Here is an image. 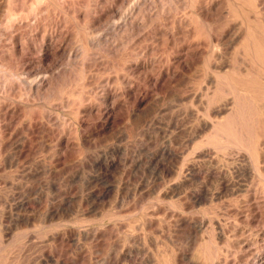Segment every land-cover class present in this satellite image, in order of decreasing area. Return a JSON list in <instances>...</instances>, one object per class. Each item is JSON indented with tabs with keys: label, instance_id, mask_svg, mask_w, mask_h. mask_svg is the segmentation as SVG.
Instances as JSON below:
<instances>
[{
	"label": "rangeland",
	"instance_id": "obj_1",
	"mask_svg": "<svg viewBox=\"0 0 264 264\" xmlns=\"http://www.w3.org/2000/svg\"><path fill=\"white\" fill-rule=\"evenodd\" d=\"M2 101L0 264H264L261 0H0Z\"/></svg>",
	"mask_w": 264,
	"mask_h": 264
},
{
	"label": "bare ground",
	"instance_id": "obj_2",
	"mask_svg": "<svg viewBox=\"0 0 264 264\" xmlns=\"http://www.w3.org/2000/svg\"><path fill=\"white\" fill-rule=\"evenodd\" d=\"M18 1V0H17ZM16 2V1H15ZM22 2H23V0H22ZM261 2L264 4V0H261ZM21 3V2H20ZM17 4V3H16ZM23 4V3H22ZM18 6V5H17ZM206 6H209V5H206ZM199 8H201V7H199ZM204 8H206V7H204ZM208 8H210V7H208ZM101 9V8H100ZM98 10V9H96V10H98V11H96V10H94L95 12H100V14L103 16V14H105L104 12H105V9L104 10ZM103 9V8H102ZM18 10V9H17ZM109 10V9H108ZM206 10V9H205ZM21 11H22V9H21ZM26 11H27V9H26ZM208 11L209 10H207V15H209L208 14ZM19 12V11H18ZM35 13H36V11H35ZM77 13H79V14H83V13H87V10H83L81 7L80 8H78L77 9ZM110 13V12H109ZM201 13V12H200ZM205 14H206V11L204 12ZM24 14V13H23ZM96 14V13H95ZM108 14V13H107ZM106 14V15H107ZM202 14H203V12H202ZM205 14H203L202 15V17L203 16H205ZM13 15L16 17H18V14H14L13 13ZM99 15V14H98ZM206 15V16H207ZM204 17V20H205V18H208L209 16H207V17ZM17 17H16V19H17ZM98 17H100V16H98ZM23 19V18H22ZM97 19V18H96ZM6 20V19H5ZM207 20V19H206ZM17 21V20H16ZM22 23V22H21ZM2 27V26H1ZM2 29V28H1ZM227 34V33H226ZM17 35H19V34H17ZM220 35V34H219ZM60 36H63L62 38H63V40H66V35L65 34H61ZM13 37H16L15 35L13 36ZM17 38V37H16ZM43 39H44V37H43ZM20 45V44H19ZM18 46V45H17ZM19 47V46H18ZM22 47V46H21ZM24 47H22V49H23ZM17 49V48H16ZM21 49V50H22ZM20 50V49H19ZM17 51H18V49H17ZM23 51V50H22ZM21 52V51H20ZM86 53V52H85ZM20 54V53H19ZM87 54V53H86ZM89 54V53H88ZM24 57V54L22 55L21 54V60L23 61V63H25L26 61H25V57ZM19 60H20V58H18ZM84 59V58H83ZM20 60V61H21ZM28 60V59H27ZM180 60V59H179ZM25 61V62H24ZM242 61L244 62V63H246V65H248L249 67H251V64H250V62H249V60L246 58V57H242ZM180 62V61H179ZM242 63V62H241ZM79 64V63H78ZM25 64H23V66H24ZM89 65V64H88ZM243 65V64H242ZM260 65V64H259ZM23 66H21V67H23ZM25 67H26V65H25ZM218 67V66H217ZM213 68V67H212ZM211 68V69H212ZM215 68H216V66H215ZM220 68V67H219ZM222 68V67H221ZM220 68V69H221ZM253 68H254V66H253ZM74 69V68H73ZM256 70V69H255ZM72 72V71H71ZM178 73V72H177ZM213 73H214V77H212V78H215L214 80H217L218 81V75H219V73H221V72H219L218 70H214L213 69ZM213 73H212V75H213ZM253 73V72H252ZM161 74V73H160ZM259 75V74H258ZM173 76H175V73H174V75ZM246 77V76H245ZM250 77V76H249ZM90 78H92V76H90ZM174 78H176V77H174ZM262 78V77H261ZM53 79V78H52ZM156 79V78H155ZM223 79V78H222ZM92 80V79H91ZM212 80L213 79H211V83H212ZM213 80V81H214ZM70 81V80H69ZM220 81H222V80H220ZM224 81V80H223ZM222 81V82H223ZM43 82H44V79L43 80H40L39 81V78H38V83H37V81H36V85L37 86H42L43 85ZM46 83H49V85L51 84V85H54V84H52L53 82H50V80L47 82L46 81ZM156 83L158 84L159 83V80L157 79L156 80ZM216 83H218V82H216ZM215 83V84H216ZM214 84V83H213ZM214 84V85H215ZM219 84V83H218ZM218 84H217V87H218ZM59 85V84H58ZM216 87V86H215ZM58 89V88H57ZM56 89V90H57ZM222 89V88H221ZM226 90V89H225ZM109 94H112L111 93V91L109 90L107 93H106V98H108L107 96H109ZM238 94V93H237ZM110 98V97H109ZM135 99V100H134ZM134 101H135V105L136 106H139V105H141L143 102H144V99H145V96H140L139 94H136L135 95V97H134ZM104 100H105V98H104ZM200 101V100H199ZM218 101V100H217ZM236 102V101H235ZM212 103V102H211ZM210 103V104H211ZM216 103V102H215ZM219 106H220V104H218ZM222 105V104H221ZM100 106V105H99ZM110 106V105H109ZM211 107L210 109H209V113L210 114H213V115H219L220 113H222L223 111H225L226 109H225V107H222V106H220V107ZM119 106H117V105H115V104H113V105H111L110 107H108V108H106V109H97V114H98V116L100 117V118H102V119H104V121H105V123H111V124H116L117 123V121H118V117H117V115H116V108H118ZM98 108V107H97ZM235 108V107H234ZM206 109H208V107L206 108ZM234 110V113L236 114L237 113V111L235 112V110L236 109H233ZM86 111H87V109H86ZM232 111V110H231ZM88 112V111H87ZM90 112L91 113H89V114H92V110H90ZM205 113V112H204ZM231 113H233V111L231 112ZM230 113V114H231ZM96 114V115H97ZM15 115H16V110L15 109H12V110H9L7 107H6V105H5V101L3 102L2 101V103L0 104V117L1 118H3L4 120H6V119H11L12 120V118H14L15 117ZM221 115V114H220ZM215 117V116H214ZM238 122V121H237ZM199 124L197 125L198 127L196 128L197 130L199 129V130H202L201 128H207V126H208V123H210V128L211 127H213L214 128V130H215V133H216V135H218V136H223L224 134H223V131H222V125L224 124V122L223 121H221L220 119L219 120H214V121H212V122H208L207 123V121H200V122H198ZM238 124V123H237ZM209 127V126H208ZM213 131V130H212ZM48 136V135H47ZM53 136V135H52ZM225 136V135H224ZM225 139H226V137H225ZM20 148V147H19ZM23 148H24V146L22 147V148H20V150H19V152L20 153H24L23 151L25 150H23ZM233 148V147H232ZM118 150H121L120 148L118 149ZM123 150V149H122ZM156 155H158V153H156L155 155H154V159H155V156ZM160 155L163 157V158H169V159H173V160H175L176 158H177V156H178V154H177V152L173 149V148H171V147H166L165 149H163V151L160 153ZM178 159V158H177ZM176 159V160H177ZM170 160V161H171ZM52 166V165H51ZM52 168V167H51ZM55 168V167H54ZM195 168V167H194ZM53 169V168H52ZM166 169V168H165ZM49 170H50V168H49ZM54 171V170H53ZM50 172H51V170H50ZM61 203H58V204H54V206H51L52 208H44V211L42 212L44 215H45V217L46 218H48V219H53V218H55V216H56V214H57V212H58V210L61 208ZM60 211V210H59ZM31 218H33V217H31ZM25 219V218H24ZM30 220V217H28L27 218V221H29Z\"/></svg>",
	"mask_w": 264,
	"mask_h": 264
}]
</instances>
